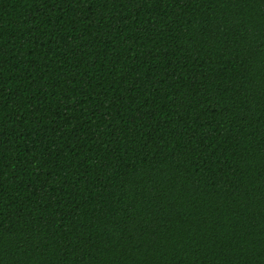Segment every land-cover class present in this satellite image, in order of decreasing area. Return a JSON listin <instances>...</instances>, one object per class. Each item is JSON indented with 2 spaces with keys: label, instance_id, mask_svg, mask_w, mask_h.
<instances>
[{
  "label": "trees",
  "instance_id": "obj_1",
  "mask_svg": "<svg viewBox=\"0 0 264 264\" xmlns=\"http://www.w3.org/2000/svg\"><path fill=\"white\" fill-rule=\"evenodd\" d=\"M0 264H264V0H0Z\"/></svg>",
  "mask_w": 264,
  "mask_h": 264
}]
</instances>
